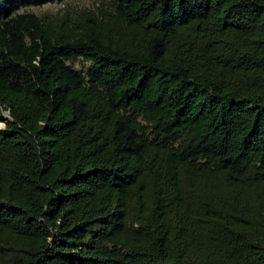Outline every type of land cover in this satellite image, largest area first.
Returning <instances> with one entry per match:
<instances>
[{
    "label": "trees",
    "instance_id": "16d2710c",
    "mask_svg": "<svg viewBox=\"0 0 264 264\" xmlns=\"http://www.w3.org/2000/svg\"><path fill=\"white\" fill-rule=\"evenodd\" d=\"M54 1L0 0V264H264V0Z\"/></svg>",
    "mask_w": 264,
    "mask_h": 264
},
{
    "label": "rangeland",
    "instance_id": "374dc122",
    "mask_svg": "<svg viewBox=\"0 0 264 264\" xmlns=\"http://www.w3.org/2000/svg\"><path fill=\"white\" fill-rule=\"evenodd\" d=\"M98 3L94 0H56L40 6H28L21 10V12L33 13L44 19H47L54 23H59V19L67 16L74 17L78 14H84L91 12L97 8ZM85 66L83 61H79L75 64V67L80 69ZM4 118L9 119L7 113H4ZM4 125V122L0 123V127Z\"/></svg>",
    "mask_w": 264,
    "mask_h": 264
}]
</instances>
